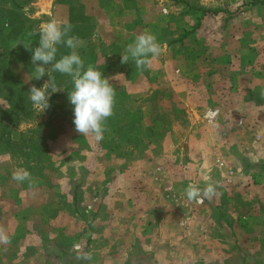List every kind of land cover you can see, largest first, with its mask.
<instances>
[{"label": "rangeland", "instance_id": "obj_1", "mask_svg": "<svg viewBox=\"0 0 264 264\" xmlns=\"http://www.w3.org/2000/svg\"><path fill=\"white\" fill-rule=\"evenodd\" d=\"M61 1L0 0V227L11 238L0 264H264L256 186L249 225L208 211L242 203L239 191L225 198L212 168L232 157L256 173L264 146V0ZM53 19L72 24L85 69L116 90L101 141L75 130L69 76L51 73L63 91L45 111L29 99L49 79L33 78L31 57ZM146 30L162 51L141 72L121 54ZM57 48V59L70 52ZM250 124L261 127L242 144ZM19 168L33 189L12 179ZM189 183H213L216 195L189 201ZM84 252L91 261L76 259Z\"/></svg>", "mask_w": 264, "mask_h": 264}, {"label": "clouds", "instance_id": "obj_2", "mask_svg": "<svg viewBox=\"0 0 264 264\" xmlns=\"http://www.w3.org/2000/svg\"><path fill=\"white\" fill-rule=\"evenodd\" d=\"M72 28V24L68 21L53 19L40 29L39 46L32 49L31 62L35 66L33 78L40 80L47 75L49 79L41 88L33 85L28 94L29 99L35 109L45 111L50 106L51 94L63 91L51 73L58 72L69 76L74 85L73 90L68 92V98L74 105L75 130L82 136H93L96 141H101L107 130L105 122L114 114L116 90L109 83V79L102 77V73L97 68L88 65L85 69V63L77 51L81 42L77 36L71 34ZM57 45H64L70 49L69 54L57 59ZM161 51L162 45L157 37L146 30L136 35L133 42L126 46L121 54V63L127 64L131 60L136 69L142 72L151 67L152 60L158 57ZM261 96L264 97V92ZM12 179L18 183L28 181V188L30 190L34 188L31 174L24 168L17 169ZM184 191L189 201L197 203L202 202V198L211 199L216 195V187L213 183H207L204 188H200L196 183H189ZM10 243L11 238L0 227V244ZM74 248L79 249L80 245L75 244ZM92 258L91 252L80 253L76 257L84 261H91Z\"/></svg>", "mask_w": 264, "mask_h": 264}, {"label": "crops", "instance_id": "obj_3", "mask_svg": "<svg viewBox=\"0 0 264 264\" xmlns=\"http://www.w3.org/2000/svg\"><path fill=\"white\" fill-rule=\"evenodd\" d=\"M245 126V125H243ZM261 127V125H256L250 124L248 128H246V135H242L241 137V143L243 144L245 141H248V138L250 136H254V130H259L258 128ZM244 128V127H243ZM242 128V129H243ZM3 129V128H1ZM241 129V130H242ZM244 130V129H243ZM258 135L261 134L262 140H264V128L257 133ZM244 139V140H243ZM247 143V142H246ZM196 148H202L201 144H195L194 145ZM257 157L254 158V160H251V163H256L257 164V172H249V170H243V166L239 167V162L237 160H234L232 157L230 158H225L224 162V172H220L215 166V168H212L211 176H215L213 179L215 181H223L225 183V198L228 197V195H233L234 191L235 192H240L241 197H242V203L240 205L233 204L231 202V199L229 198V202L225 203H219L218 200L216 201H211L210 204H208V211L210 213H218L219 218L222 217L224 221H228L229 218L235 217L243 221H248L244 225L250 223V218L248 216L249 208H248V202L250 201V191L252 190L253 186H256V190L259 193V195L264 196V146L261 148V150L257 149L256 151ZM242 157H240V161ZM245 159H248V156L244 157ZM213 159V158H212ZM214 162V161H213ZM248 163L247 161L244 160V163ZM241 163V162H240ZM239 167V168H238ZM241 168V170H239ZM249 169V168H248ZM241 171V172H240ZM262 180V182L260 181ZM258 181V182H257ZM253 182V184L251 183ZM255 182L261 183V186H258ZM217 184L216 182H214ZM251 186V188H249ZM239 187V188H238ZM140 203H144L145 201L142 200L139 196ZM263 209L256 204L255 207L251 208L252 212L256 213V217L259 215L257 213H261ZM1 213V210H0ZM225 217V218H224ZM8 221V220H7ZM49 263V257H47V262L46 264Z\"/></svg>", "mask_w": 264, "mask_h": 264}, {"label": "trees", "instance_id": "obj_4", "mask_svg": "<svg viewBox=\"0 0 264 264\" xmlns=\"http://www.w3.org/2000/svg\"><path fill=\"white\" fill-rule=\"evenodd\" d=\"M2 1H3V0H2ZM61 2H62L63 4H65L66 6L70 5V0H62ZM258 2H259V1H258ZM262 3H264V1H263V2H259V4H262ZM209 13H212V12H208V13L205 12V13H204V16H206V14H209ZM80 16H81V15H80ZM74 19H75V18H74ZM72 21H74V20H72ZM81 28H82V27H81ZM81 28H80V29H81ZM2 127L4 128V129H3L4 131H7L8 125L2 126ZM3 137H4V135H2V136L0 137V142L3 141ZM245 264H248V263H245Z\"/></svg>", "mask_w": 264, "mask_h": 264}]
</instances>
